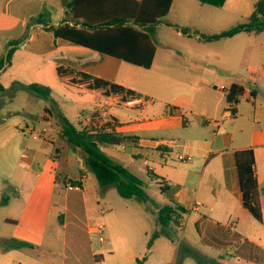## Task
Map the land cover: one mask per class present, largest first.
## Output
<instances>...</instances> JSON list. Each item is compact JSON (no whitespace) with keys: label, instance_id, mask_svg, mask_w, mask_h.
<instances>
[{"label":"crops","instance_id":"crops-1","mask_svg":"<svg viewBox=\"0 0 264 264\" xmlns=\"http://www.w3.org/2000/svg\"><path fill=\"white\" fill-rule=\"evenodd\" d=\"M13 1L11 7L17 3L20 7L34 4L39 14H43L41 12L43 10L59 12L56 20L50 18L49 27H58L65 23L77 28L82 27L80 21L76 24L72 17L70 4L73 0ZM257 2L258 0L255 2V8ZM206 6L197 1L194 5V16L206 13ZM216 14L218 15L217 12ZM165 17L160 23L165 22L162 21ZM35 18H31L28 35L24 41L14 46V52H23V60L26 58L28 66L33 67L31 72L46 69L49 73H56L58 79L65 81L71 90L91 96L93 102L88 117L98 110H105L109 120L97 121L111 123L113 127L107 128V131L139 136L138 147L120 146V149L134 150L132 162L137 157L153 160V166L150 165L148 171L155 174L154 177L160 180L159 182L170 186L169 200L172 199L187 208L181 226L164 227L157 217L155 232H160V236L154 239L150 251H147V243L155 232L148 230L145 231L143 240L139 237V233L134 235V232L128 233V238H118L116 241L109 236L103 242L108 246V251L115 252L118 248L128 249L130 254L127 264H176L177 260H180L177 264H192L197 260L194 254L202 259L199 264H264V164L260 162V156L264 152V102L260 100L257 88L250 91L247 89V98L239 99L235 104L234 115L230 114L226 95L235 82L232 77L221 74L223 69L227 72V65L245 58L247 44L241 45L237 50L233 44L241 42L244 35L250 33L242 32L224 38L228 43L225 49L228 47L229 50L226 49L220 54H210L202 50L199 52V43L214 41L204 40L199 34L198 27L186 25L188 24L186 22L180 25L165 22L168 26L177 28L179 35L193 39L196 47H185L182 53H175L184 66L175 62L171 55L166 54L163 65L158 66L155 74L144 77L140 69L150 70L155 67L157 49L152 67L145 69L56 37L52 32L46 31L43 25L35 24ZM183 26H192V30L183 33ZM211 56L218 61L217 71L220 73L214 72L210 78L208 59ZM59 68L71 70L72 73L59 75ZM259 71V76L256 72L250 75V79L255 84L261 79L264 82V64L260 66ZM77 73L117 83L133 90L141 96L135 98L141 99V103L137 106L122 104L120 100L126 99L124 93L107 94L104 88H91L92 81L80 79ZM13 82L15 81H12V84ZM0 86L3 89L7 88L6 84L0 83ZM262 86L258 85V87ZM221 87H224V90ZM152 88H157L169 96L174 92L182 94L175 99L164 97L162 99L164 105L156 106V96L150 91ZM252 91H255L254 95L251 94ZM147 97L152 98L153 101H146ZM81 103L86 104L83 101ZM92 122L87 123L85 119L80 121V126L86 127ZM60 129L62 131L61 127ZM245 149H252L255 156L254 173L263 216L261 223L256 221L242 204L235 152ZM76 154L72 151L66 155L65 184L80 177V168L74 167L75 163H78L74 159ZM179 155L190 156L191 160L180 162L177 159ZM111 158L127 167L119 159L113 156ZM84 186L85 182L81 187L82 191L79 192L83 200ZM99 187L98 190L102 192L104 188L100 185ZM196 203H200L198 209L193 208ZM74 209L80 210L78 207ZM74 209H70L65 203L64 212L59 214V218L64 217L62 226L66 229L71 226L74 233L77 229L86 232L89 236L92 257L90 264H105L103 250L91 246V234L88 233V228L92 225L91 221L86 220V223L80 221L77 215L79 212ZM3 223L17 226L19 221L6 218ZM2 230L3 228L0 227V240H18L29 243L32 247L42 246V243L28 237L16 235L9 238L1 233ZM124 245L126 247H123ZM15 250L16 248L7 252L0 250V264L14 260ZM140 254H143L141 258H139ZM44 257L45 255H41L37 259H20L19 262L20 264H59L54 256ZM130 258L133 259V263L130 262ZM65 259L67 258L63 259L62 264H66ZM71 263L84 264L78 257L73 258Z\"/></svg>","mask_w":264,"mask_h":264},{"label":"rangeland","instance_id":"rangeland-1","mask_svg":"<svg viewBox=\"0 0 264 264\" xmlns=\"http://www.w3.org/2000/svg\"><path fill=\"white\" fill-rule=\"evenodd\" d=\"M256 1L225 0L220 8L207 4L206 13L196 17L193 12L196 0H175L170 14L162 21L178 25L186 22V25L198 27L200 36L214 35L248 22ZM13 2L0 0V61L11 48L9 44L12 41L20 43L25 40L31 18L39 15L34 4L20 7L17 3L11 7ZM41 12L50 16L53 21L59 13L56 10ZM177 20L180 22H176ZM165 22L160 23L151 36L157 49V57L155 67L150 70L140 69L144 77L155 74L158 66L163 65L166 54L171 55L179 64L180 59L175 53H182L185 47H196L193 39L179 35L177 28L170 27ZM191 27L182 28L192 30ZM226 42L225 39H220L199 43V52L202 50L210 54H220L226 49L229 50L228 47L225 49L228 45ZM245 43V58L227 65V72L223 69L221 74L232 77L235 83L244 84L248 91L257 88L260 100L264 102L263 80L255 84L250 79L254 72L260 75L258 69L264 64V33L244 35L241 42H236L233 46L237 50ZM22 53L14 52L11 63L0 70V83L7 85L6 89L0 90V227L3 228L1 233L9 238L16 235L28 237L42 243V246L16 248L15 259L6 264H20V259H37L41 255H45L44 258L54 256L59 264H62L64 258H67L66 264H72L71 261L76 257L84 264L92 262L90 241L86 232L77 229L74 233L71 226L68 229L62 226L64 217L59 218V214L64 212L65 203L70 209L80 208L74 209L79 212L77 215L80 221L86 223L89 220L92 225L102 224L105 239L109 236L113 241L118 238L126 239L128 233L134 232V235L139 233L143 240L145 231L154 233L158 224L157 207L167 204L170 197L168 193L161 192L158 185L160 180L148 171V167L153 166V160L137 157L132 162V148L109 147L103 148V151L107 156L119 159L143 181L144 190L149 196L147 201L122 198L114 186L103 187L100 192L96 177L82 165L84 160L81 151L75 155L74 159L78 163L74 167L84 168L88 173L84 180V200L81 193L66 189V155L73 149L62 136L61 118H66L69 123L79 128L80 121L89 115L93 99L87 93L78 94L76 90H71L65 81L58 79L56 73H49L46 69L31 72L33 67L28 66L26 58L23 60ZM208 61L211 78L214 72H218V61L212 56ZM180 64L184 66L182 61ZM12 81H15L14 84ZM8 82L10 83L7 84ZM32 83L48 86L51 89L50 98L45 99L28 90L26 86ZM259 84L263 86L258 87ZM150 91L156 96V106L164 105V97L175 99L182 94L174 92L169 96L157 88ZM82 101L86 104H82ZM260 162L264 164V152L260 156ZM6 218H14L19 224L4 225ZM90 237L91 246L103 250L105 264L128 263V249L118 248L115 252H109L108 246L99 242L97 235L91 234ZM5 242L10 244L14 240ZM130 262L133 263L132 258ZM176 263H180V260ZM194 263L199 264L197 260Z\"/></svg>","mask_w":264,"mask_h":264},{"label":"trees","instance_id":"trees-1","mask_svg":"<svg viewBox=\"0 0 264 264\" xmlns=\"http://www.w3.org/2000/svg\"><path fill=\"white\" fill-rule=\"evenodd\" d=\"M174 0H73L70 11L76 24L81 28L70 26L65 23L58 27H49L50 17L39 14L35 24L43 25L46 31L52 32L56 37L89 47L93 50L116 57L124 62L149 69L153 65L156 54V46L151 39L156 31L157 25L172 8ZM203 5L223 6L225 0H197ZM188 33L187 29H182ZM264 33V0H258L256 8L249 16L248 22L234 26L226 31L211 36H202L206 41H215L233 37L239 33ZM18 42L12 41L4 59L0 61V70L11 63L14 46ZM72 73L71 70L58 69L59 75ZM80 79L91 80V88H104L107 94L124 93L125 98L141 97L133 90L127 89L117 83L101 80L93 76L77 73ZM28 90L45 99L50 98L51 89L40 84L26 86ZM0 90H3L0 86ZM247 94V88L242 83H233L226 95L229 106L237 104L239 99ZM252 95L255 91L251 92ZM152 102V98H145ZM62 136L68 145L75 151L83 153L82 165L92 172L102 187L114 186L118 194L125 199L135 198L139 201H147L149 196L144 190L143 181L133 174L124 165L107 156L102 148L109 147H138L139 136L125 135L115 131H107L112 128L109 122L93 121L86 127L73 126L66 118H61ZM235 165L239 189L242 194L243 207L258 221H263L262 209L259 202L258 184L254 173L255 156L252 149L239 150L235 152ZM80 177L73 183L83 186L88 173L80 168ZM67 176H64V185ZM162 193H168L170 186L164 182H158ZM187 214V208L170 199L169 203L157 207V215L160 224L164 227L180 226V221ZM160 236L155 232L147 243V251H150L154 239ZM31 244L14 240L7 243L0 240V250H9ZM198 262L201 258L194 254ZM145 259V257H144ZM177 264V263H176Z\"/></svg>","mask_w":264,"mask_h":264},{"label":"built area","instance_id":"built-area-1","mask_svg":"<svg viewBox=\"0 0 264 264\" xmlns=\"http://www.w3.org/2000/svg\"><path fill=\"white\" fill-rule=\"evenodd\" d=\"M222 90H224V87H221ZM122 104H125L127 106H137L138 104L141 103V99H134V98H126L125 100H120ZM228 112L232 115H234L235 112V104L229 106ZM94 120H109V115L105 110H98L94 115L86 118V122H92ZM170 143H175L174 141H170ZM180 162H187L191 160L190 156H184V155H179L177 158ZM66 189L68 191H75V192H80L82 191L81 186L74 184L73 181L69 180L65 184ZM200 207V203H196L193 208L198 209ZM88 233L90 234H95L98 237L99 242L103 243L105 242V237H104V226L100 223L94 224L89 226L88 228Z\"/></svg>","mask_w":264,"mask_h":264}]
</instances>
